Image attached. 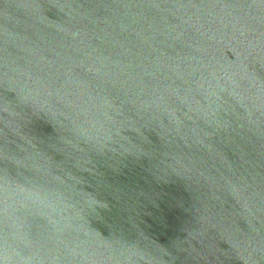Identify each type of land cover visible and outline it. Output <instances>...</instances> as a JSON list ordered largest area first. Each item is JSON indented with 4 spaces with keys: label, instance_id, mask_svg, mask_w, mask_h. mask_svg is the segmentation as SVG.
<instances>
[{
    "label": "water",
    "instance_id": "95a60500",
    "mask_svg": "<svg viewBox=\"0 0 264 264\" xmlns=\"http://www.w3.org/2000/svg\"><path fill=\"white\" fill-rule=\"evenodd\" d=\"M0 264H264V0H0Z\"/></svg>",
    "mask_w": 264,
    "mask_h": 264
}]
</instances>
